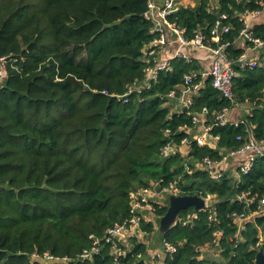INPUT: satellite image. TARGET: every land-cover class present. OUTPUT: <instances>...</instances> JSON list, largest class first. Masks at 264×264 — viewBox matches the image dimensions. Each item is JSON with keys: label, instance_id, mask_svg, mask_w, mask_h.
<instances>
[{"label": "trees", "instance_id": "obj_1", "mask_svg": "<svg viewBox=\"0 0 264 264\" xmlns=\"http://www.w3.org/2000/svg\"><path fill=\"white\" fill-rule=\"evenodd\" d=\"M262 2L197 0L168 16L188 39L201 34L210 42L218 23L229 27L212 43H228L238 72L233 99L207 77L185 112L172 108L180 86L186 73L203 66L195 57H175L144 88L147 69L155 65L145 48L157 37L145 17L148 0H0V56L7 58L0 87V264H116L111 244L90 259L79 256L92 246L91 236L102 237L131 216L135 190L157 181L167 186L179 176L183 194L213 200L199 212L182 210L180 217H196L160 234L162 243L177 247L165 264H255L264 250V212H258L264 154L239 177L226 172L216 180L198 165L205 158L220 162L250 136L264 149V59L240 68L244 48L235 43L240 14ZM254 35L264 40V20L254 22ZM129 87L135 89L125 101ZM238 106L250 108L243 122L216 120L224 108ZM199 113L218 137L216 146L191 141L184 146L187 157L162 156L168 142L191 139L186 129ZM155 205L162 217L167 206ZM234 213L247 219L239 222ZM141 230L158 228L142 221ZM130 244L118 264H147L148 244L135 236ZM209 249L218 256H207ZM46 253L60 260L47 261Z\"/></svg>", "mask_w": 264, "mask_h": 264}, {"label": "built area", "instance_id": "obj_2", "mask_svg": "<svg viewBox=\"0 0 264 264\" xmlns=\"http://www.w3.org/2000/svg\"><path fill=\"white\" fill-rule=\"evenodd\" d=\"M263 7L255 10H246L244 13L240 14V20L243 22V28L240 31L239 37L235 41L239 46L244 48V52L237 59L236 64L240 68L246 67H257L261 64V54L260 50L264 49V40L256 37L254 35V20L260 16H264V2H262ZM179 0H148V9L145 12V17L153 22L151 32L156 34L157 37L148 46L147 54L152 56L155 54L156 47H174L173 55L164 61L160 62L156 58L154 67H149L147 69V80L145 83V89L151 87V83L156 80L159 70L166 69L170 65V60L175 57H182L188 60L194 58L192 52L196 49H204L210 55V62L208 67H202V70H194L188 72L184 76V82L180 86L179 96L177 97L176 92H171L169 97L174 99L177 97L178 109L175 111H184V108H188L193 103V97L199 94V90L202 87L203 79L207 77L212 78L213 86L220 91V93L227 98L233 99L234 94L232 91L234 77L238 75L235 70L233 61L230 60L228 54L226 53V46L228 43L218 44L214 46L212 42H219L221 40V33H226L229 31V27H224L220 29L219 23L212 29V39L207 42L205 37L201 34H197L195 38L188 39L184 36V29L177 25L176 23L169 20L168 16L177 11L180 7ZM226 17L225 15L222 16ZM150 53V54H149ZM254 54V55H253ZM264 59V56H263ZM7 62L6 57L0 56V87L3 85V69ZM141 88V89H144ZM135 89V87H129L128 92L124 95L125 101H127V96ZM106 92V91H105ZM229 108H224V110L216 115V120L221 124H236L240 122H229L226 118ZM205 113H199L194 115L193 123L194 127L186 129L187 132L191 134L190 138H185L182 144L177 146L168 142L162 148V156L169 157L173 154L181 153L184 157H187L188 152L183 150L186 144L191 141H196L199 145L203 146L209 144L213 147L216 146V141L218 137L211 135V126L206 125L203 122ZM201 127V130L198 128ZM169 133L167 130L166 134ZM211 138L209 142L208 139ZM240 138V137H239ZM240 153H248V159L240 167L239 173H248L253 166L255 158L258 155L264 154V149L262 145L257 142L252 136L245 146L239 150L231 151L224 155L220 162H212L210 159L205 158L202 164H199V168H208L211 171V176L213 179L220 180L224 176V171L221 169L220 164L228 160L229 157ZM186 170L192 173L191 167L186 164ZM182 176H179L178 180L170 183L167 186H161V181L151 182L149 186L138 188L132 193V208L131 216L121 223H115L109 226L102 237L91 236L93 238V244L90 248H87L79 256V259H90L94 254L101 251L104 244H111L115 262L118 264L120 257L125 255L126 250L124 247H129V238L134 235L144 234L141 230V222L153 221L156 223L154 218H151V213L155 214V204L159 206H168V199L171 195H181L183 194L181 188L179 187V182ZM206 201V206L204 209L208 208L213 200L212 195L207 197L202 196ZM156 198V201L153 200ZM259 211L264 212V197L259 201ZM256 212V213H258ZM156 215V214H155ZM157 216V215H156ZM234 218L241 222L247 219L244 215H237L234 213ZM159 217V216H158ZM196 214L192 216L189 215L187 218H182L178 216L177 223H182L187 225L189 219L195 218ZM213 216H210V219ZM221 232L216 233L219 236ZM177 250V247L167 241L162 243V249L158 252L157 261L160 264H165V256L168 253H173ZM156 258V256H155ZM44 259L47 261H59L60 258L54 257L49 253L44 254ZM154 261V260H153ZM156 263V260L154 261Z\"/></svg>", "mask_w": 264, "mask_h": 264}, {"label": "crops", "instance_id": "obj_3", "mask_svg": "<svg viewBox=\"0 0 264 264\" xmlns=\"http://www.w3.org/2000/svg\"><path fill=\"white\" fill-rule=\"evenodd\" d=\"M162 1V0H161ZM180 2V5L182 6H195L196 3H197V0H179ZM264 20V16H260L258 17L257 19L254 20V22H258V21H263ZM253 22V23H254ZM148 47L145 48V51L147 53L148 51ZM174 51V47H158L157 50L155 51V54L152 55L153 56V59H157L158 61L162 62L164 61L165 59L169 58L170 56L173 55V52ZM150 54V53H149ZM193 55H195V50L192 52ZM260 54H261V57L264 56V49H261L260 50ZM254 55V54H253ZM210 60V55H209V58H207ZM201 61V60H200ZM201 65L205 67H208V65H205L203 62H201ZM173 106V105H172ZM178 104H175V107H172L173 110L175 111V109L177 108L178 109ZM250 108H245L243 106L241 107H234V108H231L229 110V112L227 113V120L229 122H238V121H242L243 120V116L246 114V112L249 111ZM242 110H245L244 112ZM203 122H206V118L204 117L203 119ZM199 130H201V127L198 128ZM211 139V138H210ZM188 152V149L187 148H184L183 147V150H185ZM248 156L249 154L248 153H240V154H236L234 156H231L228 158V160L222 162V164H220V167L221 169H223L224 173H228L230 172L232 175L238 177V171H239V167L245 162L247 161L248 159ZM154 201H156V198H153ZM168 204H169V199H168ZM154 218V220H156V226L158 228V231H159V221H160V218L161 217H158L156 216L153 212L151 213V218ZM160 232V231H159ZM154 234V233H153ZM159 234H162L161 232ZM135 237H139V235H134ZM153 236V235H152ZM160 239H161V235H160ZM140 242H144V241H140ZM129 243H130V238H129ZM145 243V242H144ZM162 242L160 241L159 245L160 246V250L162 249ZM158 248V247H157ZM148 250H150L148 252V254L150 252H154L157 251V249H155L154 246H148ZM152 250V251H151ZM147 258L149 259H146L147 260V264H160L158 261H156V263L152 260L150 254L147 255Z\"/></svg>", "mask_w": 264, "mask_h": 264}, {"label": "water", "instance_id": "obj_4", "mask_svg": "<svg viewBox=\"0 0 264 264\" xmlns=\"http://www.w3.org/2000/svg\"><path fill=\"white\" fill-rule=\"evenodd\" d=\"M184 111H188V108H184ZM210 142L211 139L209 138ZM206 206L205 199L198 194H181L171 195L169 197V204L165 214L160 218L159 231L163 234L168 232L173 226L176 225L180 212L189 207H193L195 211L199 212ZM133 248V245H131ZM217 260H220L217 257ZM255 264H264V250L261 249L256 257Z\"/></svg>", "mask_w": 264, "mask_h": 264}, {"label": "rangeland", "instance_id": "obj_5", "mask_svg": "<svg viewBox=\"0 0 264 264\" xmlns=\"http://www.w3.org/2000/svg\"><path fill=\"white\" fill-rule=\"evenodd\" d=\"M194 57L196 58V59H199V60H201V62H203L205 65H208L209 64V62H210V60L209 59H207V58H209V54H208V52L206 51V50H204V49H199V48H196L195 49V55H194ZM239 107V106H238ZM243 112L245 111V110H242ZM242 225H243V222H242ZM154 233V234H153ZM153 233H151V234H148V233H144V234H140L139 235V237L137 238L139 241H144L146 244H148V246H154L155 247V249H157V251H155L154 250V252H150L149 254H150V256H151V258H152V260H156L157 261V255H156V253L158 254V252H160L161 250H160V246H158L159 245V243H160V241H161V239H160V234H159V232L158 231H155V232H153ZM153 235V236H152ZM162 246V245H161ZM158 247V248H157ZM150 250H148V252H149ZM152 251V250H151ZM148 254V255H149ZM207 256H210V257H212V256H215V255H217L218 256V253L214 250V249H209V250H207L206 251V253H205ZM155 256H156V258H155ZM145 258L146 259H148L147 258V256H145ZM147 261V260H146ZM148 261H149V259H148Z\"/></svg>", "mask_w": 264, "mask_h": 264}]
</instances>
